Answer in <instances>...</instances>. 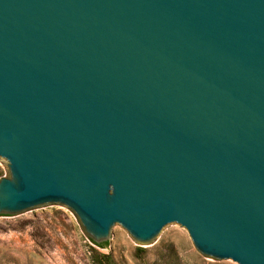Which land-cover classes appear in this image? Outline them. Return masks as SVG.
I'll list each match as a JSON object with an SVG mask.
<instances>
[{"label": "water", "instance_id": "95a60500", "mask_svg": "<svg viewBox=\"0 0 264 264\" xmlns=\"http://www.w3.org/2000/svg\"><path fill=\"white\" fill-rule=\"evenodd\" d=\"M4 159L0 214L264 264V0H0Z\"/></svg>", "mask_w": 264, "mask_h": 264}, {"label": "rangeland", "instance_id": "374dc122", "mask_svg": "<svg viewBox=\"0 0 264 264\" xmlns=\"http://www.w3.org/2000/svg\"><path fill=\"white\" fill-rule=\"evenodd\" d=\"M7 161L0 160V178L9 177ZM0 214V264H91V249L110 254L115 264H155L169 252L181 264H237L206 258L194 247L187 230L170 227L153 244L135 240L121 225L105 239L92 243L75 213L59 203H47L32 214Z\"/></svg>", "mask_w": 264, "mask_h": 264}, {"label": "trees", "instance_id": "16d2710c", "mask_svg": "<svg viewBox=\"0 0 264 264\" xmlns=\"http://www.w3.org/2000/svg\"><path fill=\"white\" fill-rule=\"evenodd\" d=\"M90 240L92 241V243H94L99 247H106L108 244L107 241L97 243L93 241L91 238ZM90 249H91V255H90L91 264H115L110 254L100 253L94 248H90ZM170 252H172V246H169V252L161 256L160 259L157 260L155 264H181L176 256H174V260L168 261V259L172 257Z\"/></svg>", "mask_w": 264, "mask_h": 264}]
</instances>
